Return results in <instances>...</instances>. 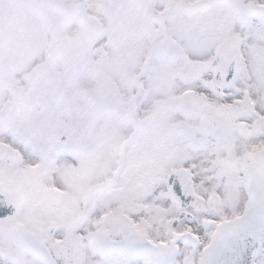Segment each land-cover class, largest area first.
Here are the masks:
<instances>
[{
    "label": "snow or ice",
    "instance_id": "obj_1",
    "mask_svg": "<svg viewBox=\"0 0 264 264\" xmlns=\"http://www.w3.org/2000/svg\"><path fill=\"white\" fill-rule=\"evenodd\" d=\"M0 264H264V0H0Z\"/></svg>",
    "mask_w": 264,
    "mask_h": 264
}]
</instances>
